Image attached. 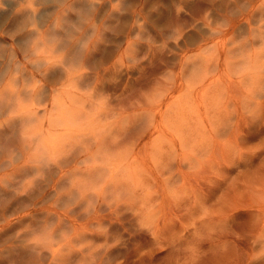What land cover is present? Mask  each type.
Listing matches in <instances>:
<instances>
[{
	"label": "rangeland",
	"instance_id": "374dc122",
	"mask_svg": "<svg viewBox=\"0 0 264 264\" xmlns=\"http://www.w3.org/2000/svg\"><path fill=\"white\" fill-rule=\"evenodd\" d=\"M224 256L264 264V0H0V264Z\"/></svg>",
	"mask_w": 264,
	"mask_h": 264
},
{
	"label": "bare ground",
	"instance_id": "6f19581e",
	"mask_svg": "<svg viewBox=\"0 0 264 264\" xmlns=\"http://www.w3.org/2000/svg\"><path fill=\"white\" fill-rule=\"evenodd\" d=\"M168 105H169V103H168ZM164 222V221H163ZM166 223V222H165ZM149 224V223H148ZM159 230V229H158ZM220 236V235H219ZM219 240V242L220 243H225V240L224 239H222V238H219L218 239ZM107 249H110V248H107ZM112 250L114 249L113 247L111 248ZM115 250V249H114ZM114 250H113V252H114ZM121 251V250H120ZM109 252H111V251H109ZM109 252L107 253V254H109ZM125 252V251H124ZM106 253V252H105ZM115 253V252H114ZM126 253V252H125ZM106 254V255H107ZM110 255V254H109ZM111 255H112V252H111ZM110 255V256H111ZM135 255H137V256H139V258L140 257H145V256H150V258H151V260H153L154 259V257H155V255H154V252H151V251H149V252H146V253H141L140 254V251H138V250H136V254ZM156 255H158V254H156ZM228 255V254H227ZM108 256V255H107ZM224 259L225 260H223L222 261V264H227L228 263V260L227 259H229V256L226 258V256H224ZM142 260V259H141ZM143 261V260H142ZM144 263V262H143ZM151 264H161L160 263V258L158 259V258H156V260L155 261H151Z\"/></svg>",
	"mask_w": 264,
	"mask_h": 264
}]
</instances>
